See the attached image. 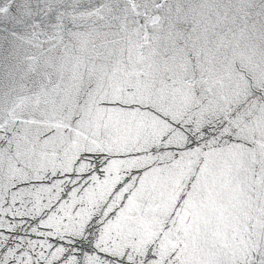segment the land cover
Listing matches in <instances>:
<instances>
[{
    "label": "snow or ice",
    "instance_id": "1",
    "mask_svg": "<svg viewBox=\"0 0 264 264\" xmlns=\"http://www.w3.org/2000/svg\"><path fill=\"white\" fill-rule=\"evenodd\" d=\"M0 264H264V0H0Z\"/></svg>",
    "mask_w": 264,
    "mask_h": 264
}]
</instances>
